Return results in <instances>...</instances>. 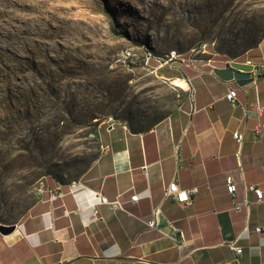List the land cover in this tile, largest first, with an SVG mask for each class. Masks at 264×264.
Wrapping results in <instances>:
<instances>
[{
    "label": "crops",
    "instance_id": "1",
    "mask_svg": "<svg viewBox=\"0 0 264 264\" xmlns=\"http://www.w3.org/2000/svg\"><path fill=\"white\" fill-rule=\"evenodd\" d=\"M217 58L167 66L172 74L162 76L185 81L180 88L188 95L153 124L100 123L99 153L78 178L64 182L65 195L51 203L47 193H34L15 229L0 233V264H264V230L256 231L264 225V201L248 189H264V134L254 135L264 111L243 114V107L264 106V37L239 57ZM232 61L254 65L247 84L214 72ZM230 89H237V106L226 97ZM235 131L244 133L242 144ZM227 176L236 185L234 197ZM174 179L181 188L198 187L191 205L164 198ZM56 180L47 176L52 186ZM94 191L109 199L120 195L127 211L97 204ZM235 202L243 203L240 209ZM156 207L159 223L150 228ZM173 227L184 233L181 250ZM234 239L241 254L228 244Z\"/></svg>",
    "mask_w": 264,
    "mask_h": 264
},
{
    "label": "rangeland",
    "instance_id": "2",
    "mask_svg": "<svg viewBox=\"0 0 264 264\" xmlns=\"http://www.w3.org/2000/svg\"><path fill=\"white\" fill-rule=\"evenodd\" d=\"M38 1V40L29 39L18 51L29 77L20 89H6V80H0L3 224L21 217L40 177L66 182L80 176L99 153L100 123L127 119L147 127L181 103L188 92L180 87L187 83L162 76L172 74L165 61L172 51L198 58L239 57L264 37V0H230L220 12L184 11L176 17L165 7L168 0ZM204 45L210 54L199 52ZM149 52L154 57L147 62ZM68 67L75 73H65L53 84V73ZM183 74L190 76V71L183 69ZM65 80L72 83L71 89L87 81L92 98L74 104L65 97ZM24 106L34 116L32 122L15 125L18 135L28 134L31 148L36 135L48 144L45 150H35V157L18 154L26 150L18 146L3 151L9 125L4 117ZM42 142L37 140L38 145Z\"/></svg>",
    "mask_w": 264,
    "mask_h": 264
},
{
    "label": "bare ground",
    "instance_id": "3",
    "mask_svg": "<svg viewBox=\"0 0 264 264\" xmlns=\"http://www.w3.org/2000/svg\"><path fill=\"white\" fill-rule=\"evenodd\" d=\"M166 2V9L171 13V16L176 17L184 11H187L189 14H195L198 11L206 9L220 12L227 8L230 0H168ZM39 5L40 2L38 0L36 2L30 0H0V80H6V84H2L6 89L12 86L20 89L24 81L29 77V74L25 72L28 65L20 62L18 51L22 49L23 43H28L29 39L38 40L41 25ZM75 71L74 68L68 67L65 71L54 72L53 84L59 83L65 73L72 74ZM71 85L72 83L69 80H65L62 83V87L64 86L66 91L65 97H68L69 100L71 99V102L73 101L74 104L87 102L92 98L91 89L88 87L87 81L85 86L81 88V83L79 86L78 82L72 89L70 88ZM55 99L56 97L52 98V101H55ZM29 110L26 106L22 109L16 107L12 113L5 115L4 121L6 125H9L3 134L7 137L6 145L3 147L4 152H11L12 148L18 146L26 149L18 154L35 157V150H45L48 147L43 136L36 135L33 138L35 143H33V147L31 148L29 146L33 141L29 139L28 134L23 136L18 135L19 132L17 131V126L15 128V125L32 122V116L34 115ZM40 139L43 142L41 145H38L37 140Z\"/></svg>",
    "mask_w": 264,
    "mask_h": 264
},
{
    "label": "built area",
    "instance_id": "4",
    "mask_svg": "<svg viewBox=\"0 0 264 264\" xmlns=\"http://www.w3.org/2000/svg\"><path fill=\"white\" fill-rule=\"evenodd\" d=\"M199 52H202L203 54H210L206 50L205 45L202 49L199 50ZM152 57H154V55L149 52L147 55V62ZM167 57L168 58L165 61L168 62L170 65L174 64V61L179 60L180 62L185 63L187 66H193V67H196V65H194V62H196L197 59H199L198 57H195V56L187 57L184 54L178 53L176 51H172L171 54L168 55ZM207 60H208V62H210L211 57L207 58ZM161 65H163L162 62H161ZM261 74H263L262 71H256V75L259 76ZM236 96H237V89H230L229 92L226 94L227 99L232 103L233 106L238 105V103L236 101ZM252 110L255 111L258 115H262V113L264 111V106L259 105L258 103H255L252 105V107H249V108L243 107L244 116H248ZM263 134H264V120L261 121L256 126L255 131H254V135L257 139H260L263 136ZM234 137L236 138V140L240 144H242V142L244 141L245 135L241 131H235ZM176 152H177L178 159H180V147L179 146H177ZM226 182H227L228 192L234 197L236 195V191H237L236 185L234 184V182L230 176L226 177ZM63 187H64V183L60 182V180H56L54 185L52 186L48 183L47 176H42L36 182V185L34 187V193H36L39 196H43L44 194L47 193L49 201L51 203H53V201H55L56 199L63 197L65 195V191H64ZM69 187H70V191L73 192L77 188L76 182L73 181V183H70ZM248 189L252 190L256 193L257 201H264V189L260 188L256 184L248 185ZM197 192H198V187H192V188L184 189V188H181L178 181L176 179H174L172 182L169 183L168 187L166 188L165 193H164V198H172V199H174L180 203H183L184 205H191L194 202V195ZM94 194L98 199L97 204L105 205L110 210H113V211H117V210L127 211L125 206H124L123 201L120 198V195L118 197H116L115 199H109V197H107L106 195H103L99 191H94ZM139 198H140V195L137 193H135L131 197L132 201H134V202H137L139 200ZM97 204H95L94 208H93V212L95 214H98V210L96 208ZM242 204L243 203L235 202V208L240 209ZM245 204H248V202L245 201ZM68 212L69 211H67V213ZM159 215H160L159 207L154 208L153 218L148 220L146 222V224L150 228L156 227L159 223ZM173 228L175 231L178 232L177 247L181 250L186 244V239H185L184 233L182 231H179L175 227H173ZM262 230H264V225L256 227L257 232H260ZM228 244L233 250H235V252L237 254L242 253L243 249H242V247H239L236 244L235 239L228 241Z\"/></svg>",
    "mask_w": 264,
    "mask_h": 264
},
{
    "label": "water",
    "instance_id": "5",
    "mask_svg": "<svg viewBox=\"0 0 264 264\" xmlns=\"http://www.w3.org/2000/svg\"><path fill=\"white\" fill-rule=\"evenodd\" d=\"M254 65L247 62L232 61L227 67L214 68V72L222 79L236 78L240 85L247 84L251 80ZM15 224L0 223V233L8 234L15 229Z\"/></svg>",
    "mask_w": 264,
    "mask_h": 264
}]
</instances>
